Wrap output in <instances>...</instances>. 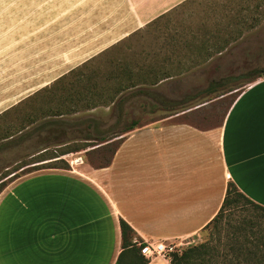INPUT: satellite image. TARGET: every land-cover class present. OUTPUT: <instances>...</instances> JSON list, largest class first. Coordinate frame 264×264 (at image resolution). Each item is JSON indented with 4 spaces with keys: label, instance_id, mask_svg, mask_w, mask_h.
Masks as SVG:
<instances>
[{
    "label": "crops",
    "instance_id": "0c3cea01",
    "mask_svg": "<svg viewBox=\"0 0 264 264\" xmlns=\"http://www.w3.org/2000/svg\"><path fill=\"white\" fill-rule=\"evenodd\" d=\"M192 1L47 3L18 37H0V115ZM245 8L240 18H254ZM229 11L226 6L219 17L233 18ZM232 26L220 29L217 35L225 40L219 44L183 47L206 52L208 61L245 33L243 27L232 32ZM127 125L115 128L114 152L102 166L73 161L65 168L26 171L62 158L55 157L24 163L0 179V264H115L119 257L125 264L138 253V241L196 244L218 213L229 181L264 207V76L237 92L215 124ZM120 220L132 229L126 247ZM147 259L146 264H171L167 255Z\"/></svg>",
    "mask_w": 264,
    "mask_h": 264
},
{
    "label": "rangeland",
    "instance_id": "374dc122",
    "mask_svg": "<svg viewBox=\"0 0 264 264\" xmlns=\"http://www.w3.org/2000/svg\"><path fill=\"white\" fill-rule=\"evenodd\" d=\"M56 1L59 0H0V37L6 34L18 37L22 30L30 27L25 22L34 20L37 11H45L47 3ZM238 2L195 0L186 3L130 35L118 47L74 68L50 87L2 113L0 144L34 126L43 123L46 126L32 138L0 151V179L24 163L55 158L54 155L61 151L77 146L79 150L68 151L59 157L69 165L73 161L91 167L104 165L115 148L116 131L113 135L108 134L105 140L87 141L85 138L95 134L93 125L105 130L116 122L114 128L132 119L138 120L139 124L189 121L210 125L219 122L237 92L258 79L264 70V0L259 4L258 0ZM226 6L233 18H220L225 15ZM245 6V14L254 18H240L238 11ZM227 24L233 25L229 29L232 32L245 28V33L230 45L228 52L220 51L221 55L215 54L207 61L206 52L189 48V45L183 47L196 42H223L225 36L217 34ZM30 53L27 49V54ZM27 64L30 66L28 61ZM229 76L243 77L179 105L186 96H195L204 90L211 79ZM117 83L130 87L114 92ZM137 88H146L155 98L134 94ZM121 96L128 98L118 107L114 103ZM158 99L167 101L170 107H164ZM170 102L174 103L169 105ZM57 118L72 126L59 129L47 125V121ZM55 139L62 143L56 144ZM46 144L49 145L47 150L39 153L41 146ZM48 164L65 165L60 161ZM244 218L255 220V234L264 233V212L240 202L238 207L225 210L214 223L203 229L201 241L196 244L207 243L212 248L213 260H220L222 253L231 252L229 246L237 238H243L240 234L248 231V224H242ZM237 226L239 229L234 231ZM188 245L193 244L183 243L174 250Z\"/></svg>",
    "mask_w": 264,
    "mask_h": 264
},
{
    "label": "trees",
    "instance_id": "16d2710c",
    "mask_svg": "<svg viewBox=\"0 0 264 264\" xmlns=\"http://www.w3.org/2000/svg\"><path fill=\"white\" fill-rule=\"evenodd\" d=\"M220 32H221V30H220ZM237 37L238 36H235L234 39L236 40ZM224 40H225V38H224ZM227 52H228V50H227ZM260 76H264V70L261 74H259V77ZM241 77H243V76H229V77L221 78L219 80L211 79V81L209 82V85L204 90L199 91L195 96H186L184 98V101L182 100L183 102H180L179 105L182 106L185 101L195 99L196 97L199 96V94L214 92L217 90L218 87L224 86V85L231 83L233 81H237ZM129 87H130L129 84L117 83L114 92H119V91L125 90L126 88H129ZM134 94H147V95L153 96V94L150 93V91L147 90L146 88H137V90L134 92ZM153 97L155 98V95ZM78 98H80V97H78ZM127 98L121 96V97L116 99V102L114 104H117V106L119 107L121 105V103H123V101H125ZM158 100L161 101L160 99H158ZM111 102H113V101H111ZM159 103H161L164 107H170V106H168L167 101H165V102L161 101ZM173 103L174 102H170L169 105L170 104L172 105ZM58 115H62V114L59 113ZM46 123L48 126L53 125V126L60 127L59 129H61V128L66 129V128L72 126L71 123L66 122L60 118H57L56 120H49ZM137 123H138V120L132 119L131 121L128 122V125L126 127L131 128L134 125H136ZM116 124H117V122L114 125H112L111 127L106 128L105 130H100L96 125H93V131L95 134L92 136V138H90V136L87 135L88 138H85V139L87 141L105 140L106 137L108 136V134L113 135L115 133L114 126ZM43 126H46V125L43 123V124L34 126V127L30 128L29 130H26L23 134L15 137L13 139L10 138L11 140H7L6 142H3L2 144H0V151L4 150L5 148H9V147L18 145L20 143V141H25V140L32 138L35 134H37L38 132H40L42 130ZM48 131H50V129H48ZM55 140H56V142L59 141L57 139H55ZM61 143H62V140H61V142H58L56 144H61ZM48 146H49L48 144H46L45 146H41L42 149L39 147L40 148L39 150L40 151L41 150L46 151ZM79 149H80V147L77 146L73 150L61 151L59 153V155H54V157H57V156L59 157L65 153H67L68 151H75V150L77 151ZM113 152H114V150L112 151V153ZM39 153H42V151ZM46 159H51V157L41 158V159L27 163V165L33 164L35 162L44 161ZM54 161L63 162V163H65V165L48 164V163H51L52 161L42 162V163H37V164H33L31 166H28L26 171L36 170V169L44 168V167H63V168H65L68 166V164L66 162H64L63 158H58V159H55ZM108 161L106 163H108ZM2 185L3 184L0 183V186H2ZM240 202H243V204H249L250 206H252V208L259 209V210L264 212V207L254 203L252 200L247 198L243 193H241L238 190V188L234 182L229 181L227 183L225 196L223 198V201H222V204L220 206L218 213L204 227V229L206 227H208L210 224L214 223L220 216H222V214L224 213L225 210H227V209L230 210V209H233L235 207H238V204ZM246 223L249 226L248 231L246 233L240 234L243 238L242 239L237 238L234 241V243L232 244V246H229V250L231 252L230 253H226V252L222 253L220 260L218 258L213 260V256L211 254V250H212L211 246H208L207 243L201 242L199 244L188 245L184 248H181L180 250H174V251L169 252L167 254V256L169 258L170 263L171 264H264V233H261L259 235L255 234V231L253 230V228L256 226V224H255V220H253L252 218H244L242 220V224L245 225ZM236 228L239 229V226L235 227L234 231H237ZM120 229H121V235H122V246L126 247L127 245L130 244V242L127 241V234L129 232H132V229L123 220H120ZM248 236L254 237V238L250 239V238H248ZM140 242L142 244L143 241H140ZM140 247H141V245L137 246L136 249H137L138 253L135 254V256H133L132 259H129V261L125 264H146L147 263L148 259L143 254H141ZM119 258L115 264H121L119 261Z\"/></svg>",
    "mask_w": 264,
    "mask_h": 264
},
{
    "label": "built area",
    "instance_id": "2783aa9c",
    "mask_svg": "<svg viewBox=\"0 0 264 264\" xmlns=\"http://www.w3.org/2000/svg\"><path fill=\"white\" fill-rule=\"evenodd\" d=\"M138 245H141L140 252L143 254L146 258H150L156 255H167L169 252L174 251V247H179L178 244H169L165 245L161 242H137ZM177 250V249H175Z\"/></svg>",
    "mask_w": 264,
    "mask_h": 264
}]
</instances>
